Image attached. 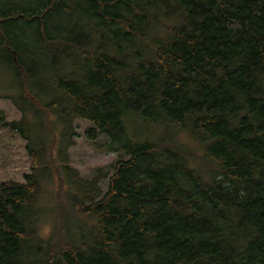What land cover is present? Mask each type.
Returning <instances> with one entry per match:
<instances>
[{
  "label": "trees",
  "instance_id": "obj_1",
  "mask_svg": "<svg viewBox=\"0 0 264 264\" xmlns=\"http://www.w3.org/2000/svg\"><path fill=\"white\" fill-rule=\"evenodd\" d=\"M0 99L32 161L0 264H264V0H0ZM79 121L118 155L91 178Z\"/></svg>",
  "mask_w": 264,
  "mask_h": 264
},
{
  "label": "rangeland",
  "instance_id": "obj_2",
  "mask_svg": "<svg viewBox=\"0 0 264 264\" xmlns=\"http://www.w3.org/2000/svg\"><path fill=\"white\" fill-rule=\"evenodd\" d=\"M0 112L4 116L3 124H10L13 121H18L21 118V113L16 110L12 103L8 100L0 99ZM0 123V185L4 182H24V176L31 173L32 161L29 158L26 150V143L21 137L12 132L6 126ZM129 125L130 134L133 138L138 135H144L140 125ZM78 137L76 146L71 149L72 167L84 178H91L97 168H105L109 170L110 166L118 160V155L108 151L103 145L107 142L104 136L98 137V143L90 141L85 133L91 127L87 121H79ZM104 192L107 190L108 181L102 184ZM58 191L57 183H48L45 185V192L42 198L44 205H49V197L53 196ZM50 211L46 210V214ZM51 214L47 216L42 227L44 236H48L51 231Z\"/></svg>",
  "mask_w": 264,
  "mask_h": 264
}]
</instances>
